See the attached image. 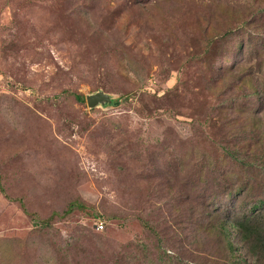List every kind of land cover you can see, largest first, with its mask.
<instances>
[{"label":"rangeland","instance_id":"obj_1","mask_svg":"<svg viewBox=\"0 0 264 264\" xmlns=\"http://www.w3.org/2000/svg\"><path fill=\"white\" fill-rule=\"evenodd\" d=\"M263 129L264 0H0V264H244Z\"/></svg>","mask_w":264,"mask_h":264},{"label":"trees","instance_id":"obj_2","mask_svg":"<svg viewBox=\"0 0 264 264\" xmlns=\"http://www.w3.org/2000/svg\"><path fill=\"white\" fill-rule=\"evenodd\" d=\"M76 98L79 101L82 100L80 95H76ZM119 101L120 99L118 98L114 106H117ZM230 196L231 195L228 197ZM21 205L23 204L21 203ZM74 208L80 210L84 208V205L77 200L72 201L61 216L70 213ZM56 215L57 213H52L51 217ZM218 219V226L221 230V234L226 240L228 250L230 254L235 257L233 262L246 264L245 260L237 259L239 256L236 257L239 248H242L246 253V259L250 261V264H264V208L257 210L256 205L252 208L250 213L246 211L234 213L230 221L222 218ZM140 222L143 227L147 229L151 228L146 221L140 219ZM233 233L237 238L239 246L232 243L231 239Z\"/></svg>","mask_w":264,"mask_h":264},{"label":"water","instance_id":"obj_3","mask_svg":"<svg viewBox=\"0 0 264 264\" xmlns=\"http://www.w3.org/2000/svg\"><path fill=\"white\" fill-rule=\"evenodd\" d=\"M117 99L115 95L101 89L85 96V101L89 109L114 106Z\"/></svg>","mask_w":264,"mask_h":264},{"label":"built area","instance_id":"obj_4","mask_svg":"<svg viewBox=\"0 0 264 264\" xmlns=\"http://www.w3.org/2000/svg\"><path fill=\"white\" fill-rule=\"evenodd\" d=\"M97 228H102V225L98 224V225H97Z\"/></svg>","mask_w":264,"mask_h":264}]
</instances>
